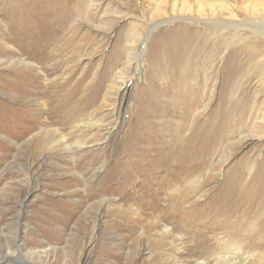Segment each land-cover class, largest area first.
<instances>
[{"label":"rangeland","instance_id":"rangeland-1","mask_svg":"<svg viewBox=\"0 0 264 264\" xmlns=\"http://www.w3.org/2000/svg\"><path fill=\"white\" fill-rule=\"evenodd\" d=\"M78 1L74 20L64 30L73 41L61 53L58 77L52 78L79 79L76 97L93 91L94 106L60 134L49 130L56 139L38 146L33 139L37 130L25 111L36 109L33 95L21 90L14 99L8 88H0V259L9 258L0 264H195L196 259L216 264V253L227 250L226 264H264V184L228 228L218 229L224 217L205 210L202 219H190L167 234H159L160 226H145L148 217H141L134 230L123 225L124 214L137 216L134 207L146 195L145 185L135 183L127 189L129 198L118 200L120 194L108 188L102 192L97 184L113 162L128 158L121 141L137 123L141 133L154 129L167 143L183 123L204 124L215 110L227 56L249 39L257 43L254 63L243 66L234 79L225 110L243 96L254 108L238 121L230 118L223 138L206 157L201 186L183 183L177 191L185 190L186 208L193 210L221 186L228 171L241 166L247 179L259 168L264 159V35L242 27L237 36L243 41L233 37L232 28L215 27L209 19L241 21L243 10L264 13V0H64ZM175 27L206 34L185 75L152 57L156 38ZM6 70L0 64V73ZM36 72L43 76L37 67ZM188 86L214 92L183 118ZM77 140L86 144L63 148ZM111 185L118 187L119 180ZM198 233L212 245L210 254L193 256L183 249Z\"/></svg>","mask_w":264,"mask_h":264},{"label":"bare ground","instance_id":"bare-ground-1","mask_svg":"<svg viewBox=\"0 0 264 264\" xmlns=\"http://www.w3.org/2000/svg\"><path fill=\"white\" fill-rule=\"evenodd\" d=\"M80 2L0 0V40L4 43L0 44V64L7 69L6 72L0 73V88H8L10 97L14 99L21 90L33 95L36 109L30 110L28 107L25 111L31 117L34 129L37 130L33 139L38 146L42 143L46 145L56 139L49 130L54 134H60L62 129L70 126L96 103L93 91L87 93L85 97H76L80 89L79 79L72 83V76L64 81L52 78V76L58 77L60 64L63 62L61 53L73 41L71 36H65L64 30L74 20ZM243 12L245 16L241 21L212 18L209 19V23L221 29L232 28L233 37H238L237 33L242 27L249 28L251 34L264 35L263 11L243 10ZM16 37L18 40L14 41ZM205 39L206 34L197 28H172L156 38L152 57L154 56L153 59L161 66L169 64L174 74L178 72L186 74L187 64L192 63L199 55L200 43ZM238 39L245 41L241 37ZM9 44H12L11 48L6 47ZM256 49L255 40L249 39L239 50L229 53L223 69V80L215 110H211L204 124L197 126L189 125L188 122L183 123L180 126L183 129L175 134L170 143L165 142L161 133H157L154 129L141 133V129L138 128L139 123L124 135L121 143L128 158L120 164L113 162L97 184L101 186L102 192L108 188L120 194L118 200H127L129 198L127 189L135 183L145 185L147 193L140 197L142 201L139 203V208L134 207V214L137 216L131 217L126 214L121 216L123 225L128 231L142 224L141 217L145 220L148 217L145 226H160L162 230L159 234H167L190 219L195 220L198 217L202 219L205 210L224 217L223 225H216L218 229L228 228L231 218L247 204H252L256 200L258 191L264 184V159L259 168L247 179L244 178V168L241 166L228 171L221 186L208 197L207 201L198 202L193 210L186 208L188 196L185 190L177 191L183 183L196 185L195 187L201 186L200 175L206 165V157L215 150L223 138L230 118L233 117L238 121L254 108V103L250 104V99L243 96L241 102L232 104L231 108L225 110L226 95L231 87L235 86L234 79L243 66L254 63ZM36 67L40 69L42 77L36 72ZM69 86L68 91L66 88ZM185 91L187 94L181 108L183 118H187L192 108L202 102L207 93L212 96L214 92L212 89L205 92L198 86H188ZM206 107L207 104H204L203 108ZM24 122L26 121L23 120ZM85 144V140H77L73 147L65 145L63 148L70 151ZM119 173L120 177H118ZM116 179L119 180V186L114 188L111 181ZM199 207L205 209L197 212ZM200 223L204 225L203 222ZM168 224L171 226L169 227ZM237 248L238 245L230 246L232 250ZM183 249L193 256L205 255L212 252V245L201 233H198L196 239L191 244L184 245ZM176 250L182 252L178 248ZM229 251L216 253V264H226L229 259L226 255L230 253ZM8 260L7 257L0 259L1 262ZM195 264H205V260L196 259Z\"/></svg>","mask_w":264,"mask_h":264}]
</instances>
